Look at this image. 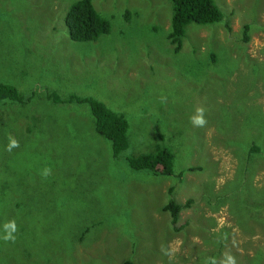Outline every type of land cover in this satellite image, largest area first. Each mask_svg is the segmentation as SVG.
I'll return each mask as SVG.
<instances>
[{
    "label": "rangeland",
    "instance_id": "rangeland-1",
    "mask_svg": "<svg viewBox=\"0 0 264 264\" xmlns=\"http://www.w3.org/2000/svg\"><path fill=\"white\" fill-rule=\"evenodd\" d=\"M75 1L0 0V83L33 95L0 105V237L17 225L14 243L0 239V264H221L226 253L264 264V221L251 207L264 159L247 162L264 121V0H213L223 19L190 24L178 53L167 39L170 0H93L110 31L88 43L64 25ZM51 94L123 116L128 149L114 158L88 106ZM197 107L202 128L190 123ZM9 134L20 143L11 153ZM163 148L173 176L127 163ZM169 188L183 206L175 224Z\"/></svg>",
    "mask_w": 264,
    "mask_h": 264
},
{
    "label": "trees",
    "instance_id": "trees-1",
    "mask_svg": "<svg viewBox=\"0 0 264 264\" xmlns=\"http://www.w3.org/2000/svg\"><path fill=\"white\" fill-rule=\"evenodd\" d=\"M170 2L172 6V15L167 39L173 46V51L175 53L181 50L186 28L190 24L207 26L219 23L223 19L222 12L215 5L213 0H170ZM64 25L70 40L79 43L94 42L110 31L109 22L97 13L93 5V0H76L71 4L64 17ZM248 28L247 25L244 26V41L247 40ZM210 58L212 62H214L217 57L212 55ZM32 98V94L28 97H24L13 85L0 83V105L17 104L24 106L28 104ZM47 98L55 104L87 105L94 122V130L96 134L110 142L113 157H119L122 152L128 149L127 120L123 116L107 108L102 102L92 98H80L77 95H67L64 98H60L56 94L54 97L51 94L48 95ZM260 128L262 130L260 131L262 135L264 134V121L260 125ZM261 135L259 144L255 141L251 142L252 145L249 148V152L247 151V155L249 156L247 162L252 156L264 159V136L262 137ZM127 163L129 167L135 171L145 170L161 176L174 175L172 170L173 155L164 148L162 150H157L153 154H144L138 157L128 158ZM192 170L194 169L184 170L179 174L178 178L181 179L185 172ZM261 170L260 168V171ZM257 190L260 192V201H254L256 204L251 207H260V222H262L264 221V184L260 185V189ZM173 191V188H169V199L164 209L169 213L171 223L175 224L183 206L177 204L172 199ZM238 191L240 192V190ZM242 193H245L244 189ZM237 196H240V194H237ZM240 199L242 201L239 202L242 204L237 205V207H247L248 203L244 197ZM190 203L191 201L185 206L188 207ZM123 264L133 263L130 260H126Z\"/></svg>",
    "mask_w": 264,
    "mask_h": 264
},
{
    "label": "clouds",
    "instance_id": "clouds-1",
    "mask_svg": "<svg viewBox=\"0 0 264 264\" xmlns=\"http://www.w3.org/2000/svg\"><path fill=\"white\" fill-rule=\"evenodd\" d=\"M196 114L192 117H190V123L193 127L202 128L206 125L207 121L205 119L204 113L205 109L202 107L196 108ZM8 143L5 146V151L11 153L13 149H18L20 147L19 141L12 135L7 136ZM51 169L50 168H44L41 172V176L44 178H47L49 175H51ZM4 235L0 237L5 242H15V233L17 232V225L15 220H11L4 224ZM208 264H217V261L215 258H210ZM221 264H236V259L230 254H225L224 260L221 261Z\"/></svg>",
    "mask_w": 264,
    "mask_h": 264
}]
</instances>
